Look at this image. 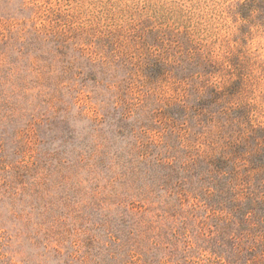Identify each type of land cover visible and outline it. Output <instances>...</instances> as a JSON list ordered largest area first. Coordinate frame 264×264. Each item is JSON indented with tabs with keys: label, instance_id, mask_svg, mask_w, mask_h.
Returning a JSON list of instances; mask_svg holds the SVG:
<instances>
[{
	"label": "rangeland",
	"instance_id": "1",
	"mask_svg": "<svg viewBox=\"0 0 264 264\" xmlns=\"http://www.w3.org/2000/svg\"><path fill=\"white\" fill-rule=\"evenodd\" d=\"M0 264H264V0H0Z\"/></svg>",
	"mask_w": 264,
	"mask_h": 264
},
{
	"label": "trees",
	"instance_id": "2",
	"mask_svg": "<svg viewBox=\"0 0 264 264\" xmlns=\"http://www.w3.org/2000/svg\"><path fill=\"white\" fill-rule=\"evenodd\" d=\"M251 3V2H250ZM249 2L248 3H245V4H241V6H249V4H250ZM247 9L248 8H245V11L243 10L241 13H242V16L244 17V18H246L247 16H248V14H249V12H247Z\"/></svg>",
	"mask_w": 264,
	"mask_h": 264
}]
</instances>
